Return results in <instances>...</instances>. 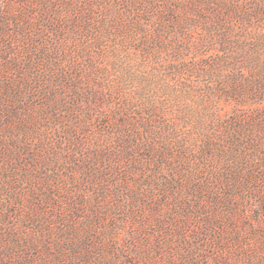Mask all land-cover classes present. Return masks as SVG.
<instances>
[{
    "label": "rangeland",
    "instance_id": "374dc122",
    "mask_svg": "<svg viewBox=\"0 0 264 264\" xmlns=\"http://www.w3.org/2000/svg\"><path fill=\"white\" fill-rule=\"evenodd\" d=\"M11 1L0 0V5L5 7ZM74 2L79 3L83 12L89 10L90 19L85 24L89 37L82 41L69 27L61 33L62 45L57 43V46L61 53L67 49V56L62 57L64 62L74 61L75 72L82 75L79 93L86 102L82 105L88 107L89 118L82 121L84 132H75L81 140L78 149L83 150L77 155L80 165H88L85 163L89 154L97 149L114 146L117 135L122 134L119 128L124 134L128 132V141H134L139 147L135 148L136 155L141 157H128V160L143 164L142 173L133 174L131 178L135 181L130 182L129 176L123 179V183L128 182L123 195H129L136 188L141 194L149 193L145 181L157 190L161 180L171 174L170 168H174L178 198L185 196L196 181L210 176L215 178V174L234 159L244 163L241 159L250 163L260 159L261 148H264V0ZM61 6L60 18L68 21L69 10ZM19 8L14 3L4 10L15 13ZM52 56L59 58L55 54ZM42 63L49 64L46 60ZM236 131H240L239 134ZM45 133L50 134L49 131ZM239 139L252 143L240 154L233 146ZM126 143L118 141L116 147H124ZM259 143H262L261 148L256 147ZM229 156L232 160H228ZM79 173L80 170L76 171L72 177L76 183L82 177ZM138 180H145L144 186L137 187ZM121 183L120 178L115 186ZM121 195L122 190H119ZM126 199L129 204L125 211L133 212V216L125 215L123 219L127 220L121 222L123 228L112 231V236L116 247L139 244L138 264H168L167 255L154 246L160 236L154 231L175 229L158 223L161 217L181 229L189 228L193 234L200 230L201 237L195 243L200 245L199 250H208V257L199 264H215L219 255L225 260L229 253L234 259L236 252L228 246L212 250L215 234H205L196 218L185 221L174 215L180 210L170 206V202L157 208L143 204L141 197L131 200L128 196ZM47 205L43 204L46 212ZM51 206L54 211L58 210ZM240 214L236 212L235 225L244 229V233L248 221ZM249 215H252L250 211ZM133 218L145 220L147 225L138 222L132 225L130 219ZM77 222L81 224L82 221ZM112 223L108 213L101 231L109 242L108 226ZM229 227L225 222L224 233L232 236ZM19 231L20 236L30 235L35 241L33 235L36 234L28 228L19 226ZM161 237L165 241L163 249H166L168 237ZM4 244L14 247V251L24 252L21 241L14 244L8 239Z\"/></svg>",
    "mask_w": 264,
    "mask_h": 264
},
{
    "label": "trees",
    "instance_id": "16d2710c",
    "mask_svg": "<svg viewBox=\"0 0 264 264\" xmlns=\"http://www.w3.org/2000/svg\"><path fill=\"white\" fill-rule=\"evenodd\" d=\"M48 1L12 0L5 7L0 5V129L3 128L0 130V264H138L139 244L116 247L112 236V231L123 228L121 222L127 220L123 219L125 215L133 216V212L125 211L128 196L131 200L141 197L143 204L150 207L158 208L170 202V206L180 210L174 215L185 221L196 218L205 234H215L212 250L228 246L236 252L234 259L230 253L225 260L219 255L215 264H264L262 143L255 144L262 150L257 162L241 159L244 163L233 158L215 178L196 181L185 196L178 198L174 168H170L171 174L161 180L157 190L143 180L149 193L141 194L136 188L129 195H123L128 183H123V179L129 176L130 182L135 181L131 178L142 173L143 164L128 160V157H141L136 155L139 147L134 141H128L127 131L124 134L119 128L122 134L116 138L128 145L116 147L118 141H114V146L89 154L85 163L88 165H80L77 155L83 150L78 149L81 140L75 132H84L82 121L88 115L86 102L79 93L82 75L75 72L74 61L64 62L62 57L67 56V49L61 53L57 43L62 45L61 33L69 27L79 39L89 37L85 26L90 19L89 10L83 12L74 0ZM14 3L20 7L15 13L4 10ZM61 5L69 10L68 21L60 18ZM45 60L51 67L42 63ZM45 131L50 134H43ZM40 142L42 146L36 145ZM246 145L250 148L252 143L239 139L233 144L239 154ZM78 170L82 177L76 183L72 177ZM120 178L122 183L115 186ZM139 181L137 187L144 186ZM119 190H122L121 196ZM44 203L49 204L48 212L43 209ZM51 205L58 210L54 211ZM238 211L248 221L244 233V229L235 225ZM108 213L113 222L108 226L112 243L105 240L101 231ZM134 218L130 219L132 225L134 222L147 225V221ZM163 218L158 223L175 230H155L154 234L158 232L160 236L154 246L167 255L168 264H199L207 260L208 250H199L200 245L195 243L201 237L200 230L193 234L189 228L181 229ZM184 222L180 224L184 226ZM225 222L232 236L224 233ZM19 226L36 234L35 241L30 235L20 236ZM225 235L231 238H224ZM161 236L168 237L166 249ZM8 239L14 244L21 241L24 252L4 244ZM39 248L42 250L38 251ZM102 250L106 254L102 255Z\"/></svg>",
    "mask_w": 264,
    "mask_h": 264
}]
</instances>
